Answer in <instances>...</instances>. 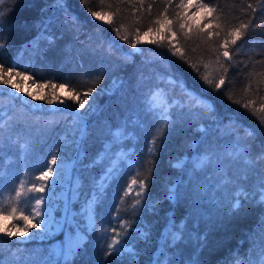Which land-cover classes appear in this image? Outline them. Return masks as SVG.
<instances>
[{
	"label": "trees",
	"instance_id": "1",
	"mask_svg": "<svg viewBox=\"0 0 264 264\" xmlns=\"http://www.w3.org/2000/svg\"><path fill=\"white\" fill-rule=\"evenodd\" d=\"M201 2L215 8L211 15L195 7L197 0H183V7L181 0H65V7L56 6L55 0H0V43L4 44L0 63L5 70L15 64V70L24 73L8 77L23 89L19 94H14L17 88L12 85L0 83V186L6 196H14L20 179L39 184L34 178L46 170L55 153L57 163L74 160L70 176L79 179L80 197L93 200L94 213L92 227L80 225L84 241L71 258L62 259L54 254L59 237L54 230L44 234L30 227L26 234H15L17 227L12 225L23 222L5 212L0 226L7 225L14 235L0 233L3 264H99L102 257L108 264H156L157 258L168 259L169 264H236L237 256L246 264L249 260L260 264L264 160L250 165L235 157L237 139L250 146L253 160L264 153V0L259 4L257 0ZM89 8L111 16L113 22L92 17ZM165 17L170 25L157 23ZM249 17L259 27L249 28L235 46L229 44L230 54L240 51L230 63L221 56L229 68L227 82L214 92L200 76L218 78L214 49L222 53L226 33ZM181 24L187 25L183 31ZM169 26L175 36L167 32ZM116 28L131 42L137 40L139 29L135 51L116 35ZM165 35L173 51L163 40ZM175 48L182 52L173 54ZM181 80L188 90L207 98L214 110L206 112L190 102ZM89 88L94 89L89 107L77 114V103L68 94H83ZM158 89L177 102L168 112L166 138L157 139L150 155L149 143L162 124L164 109L151 102ZM29 91L33 95L27 97L39 107L19 99ZM41 96L64 97L67 110L49 111L53 105ZM245 103L249 109L241 106ZM246 129H252L254 136H248ZM121 151L134 163L121 158L113 165ZM200 158L203 161L198 163ZM175 161L182 163L177 166ZM112 165L110 176L103 177ZM133 178L144 180L145 190L137 196V184L125 196ZM67 180H71L67 173L54 170L48 181L51 188L45 190L46 205L55 209L56 217L61 215L60 193ZM171 185L172 198L168 196ZM241 187L247 198L240 196V207L234 209ZM98 189L102 194L96 202ZM121 220L128 222L122 239L132 249L104 257V231L110 239L112 228L121 230ZM173 223L183 229V240L167 247Z\"/></svg>",
	"mask_w": 264,
	"mask_h": 264
},
{
	"label": "snow or ice",
	"instance_id": "2",
	"mask_svg": "<svg viewBox=\"0 0 264 264\" xmlns=\"http://www.w3.org/2000/svg\"><path fill=\"white\" fill-rule=\"evenodd\" d=\"M82 3H85L86 0H81ZM56 6L58 7H65V0H55ZM257 3H260V0H257ZM181 7L184 6L183 0H181ZM196 8H205L207 9L209 15L215 10V8H210L207 4H204L201 2V0H197V3L195 4ZM248 8L252 9L253 14L255 13V8L252 7L251 4L248 5ZM92 17H95L101 21H105L109 24H111L112 17L111 16H104L101 15L99 11H94L92 9H88ZM119 11V10H117ZM72 21L75 22L76 18L72 17ZM3 19H2V14H0V25H2ZM157 23H163L170 25L171 22L167 20L165 17V20L163 22L157 21ZM186 24H181L180 25V30L183 31V29L186 27ZM227 26V25H225ZM123 27V25H121ZM217 28H220V25H216ZM256 27H259V25H253L252 24V17H249V20L247 23L241 22L239 27H232L229 32L226 33V36L228 38L224 39L223 43V52L221 53L219 48L214 49L216 53V65L217 68L220 70V74L218 78H210L208 75L201 74L200 78L214 91V92H220L223 88V86L227 82V74L229 71V68L225 66V60L221 59V56L223 58H226V60L230 63L232 61L233 55L236 54V52H239L240 49L237 48L236 52H232L230 54L229 50V44L235 46L237 44L238 40H241L245 35L246 31L249 28H252L255 30ZM162 29L157 28L156 31L160 32ZM115 33L117 36L121 38V40H124L126 42L131 43L132 50L135 51L137 47V43H139V29H136V34H137V40L135 42L129 41V35L122 33L121 28H116L114 29ZM152 31L151 28H149V32ZM167 32L171 33L172 36H175L176 33L172 32L171 27L169 26L167 28ZM147 35V33H146ZM209 35H212V33H209ZM217 37H219L220 32L217 31L215 33ZM185 38L187 39V34L185 33ZM163 40H167L169 51H173V46L171 43V39L169 36L165 35L163 37ZM151 43H155L158 46H164L162 41H157L153 40ZM4 48V44L0 43V50ZM182 50L179 48H175L173 54L176 53H181ZM194 69L196 68V65H191ZM207 67V66H205ZM16 65L12 64L10 67H8L5 70V66L3 63H0V83L4 85H12V87L17 88L18 91L23 92V89L19 87L18 84H13L11 79L8 78L11 74H15L17 77H20L24 75V73H21L19 71H16ZM28 79H33V77L28 76ZM172 83H175V81H170ZM48 83V82H45ZM180 85L182 87V90L185 93V96L189 99L190 102H192L197 108L204 109L206 112H212L214 110L213 104L205 97L197 94L194 91H190L187 89V87L184 85L183 81H180ZM66 85L61 84L60 87L64 88ZM93 88H89L86 92L83 94L76 92L73 94V92H69L68 94V99L72 100L73 103H78L79 108H84L85 107V102L89 99V97L92 95ZM32 92H28L26 96H32ZM81 95H83V98L81 99ZM225 95L229 97V99H232V94L230 92H226ZM21 101H25V97H19ZM41 100H46L48 104L53 105L49 111L55 112V111H63L67 110V107L65 105L64 100L60 99L58 96H52L51 98H48L46 96H41L39 97ZM54 101L58 103H54ZM155 103V101H154ZM233 103L240 104V101L238 100H233ZM64 105V107H61ZM31 107H37L30 105ZM245 109H249V104L245 103L241 105ZM161 121L162 124L159 128L154 130V135L152 137L151 142L149 143L148 147V152L150 155L154 154L155 152V146H156V141L157 139H164L166 138V131H167V125L170 121V117L167 116V114L161 112ZM262 122H264V118H262ZM248 136H254V131L252 129H246ZM22 148H26V145H22ZM236 157L235 158H242L246 164L254 165L255 163H258L261 160H264V153H261L260 156H258L255 160L252 159L251 154H250V146L246 144H241L239 142V139H237V144H236ZM58 157L57 154H52L51 155V160L48 161L45 165L46 170L40 171L39 175L35 177L34 179L36 181H39L40 183H30L26 179H20L19 185L15 189V195L12 196L11 194L5 195L3 192V187L0 186V215H3L5 212H7V215L12 217L13 220L15 221H21L22 226L14 223L12 227H17V233L15 234H26L29 230L30 227H42L44 225H49V220L48 216L50 215L47 211V209H44V221L43 225L40 223L33 224L32 221L38 217H41V212H42V205H45L48 203V199L46 198L45 190L46 188H51V185L48 183L49 178L53 176L54 170L57 174L60 172V165L57 163ZM53 166H56L55 169ZM0 175H3L2 172H0ZM140 188V192L137 193V196H139L143 191L145 190V181L144 180H139L137 181L136 179H132L131 182L127 185V191L125 192V196L128 195L129 192L133 190V186L137 185ZM26 185H28L26 187ZM261 191H260V197H261V202L264 203V179L261 180ZM41 194V195H35V194ZM102 194L100 190L98 189L97 192L94 193L95 196H97V201L98 202V197L99 195ZM237 199L235 202L232 204V207L239 208L240 207V196H244L247 198V193L244 191V189L241 187L237 192H236ZM34 200V203H31V201ZM139 199L135 201V204H139ZM91 203V202H90ZM27 213V214H26ZM117 219H119V209H117ZM7 218V217H5ZM127 221H120V228L121 230L118 231L117 228H112L111 232L112 235L109 238H107V230L104 231V237L106 238V244L104 246L105 251H104V257H109V256H114V255H119L123 252H130L131 249H128L125 247L127 244V240L122 239L123 236L126 235V231L124 230V226L127 225ZM182 228L177 227L175 223H173V229L169 230V236L171 238V243L169 244L166 241L167 247H175L177 244L181 243L183 240L182 236ZM0 233H5L8 237H11L14 235V233L9 229L7 225L0 226ZM2 239V238H0ZM262 259L260 261V264H264V249H262L261 252ZM0 264H3L2 261H0ZM99 264H108V261L104 259L103 257L100 259ZM156 264H169V260L165 259L164 261H161L159 258L156 260ZM236 264H246V262L242 259H240L237 256L236 259ZM247 264H252V262L249 260Z\"/></svg>",
	"mask_w": 264,
	"mask_h": 264
},
{
	"label": "rangeland",
	"instance_id": "3",
	"mask_svg": "<svg viewBox=\"0 0 264 264\" xmlns=\"http://www.w3.org/2000/svg\"><path fill=\"white\" fill-rule=\"evenodd\" d=\"M170 80H173L170 78ZM14 94H19V91L16 89L14 91ZM63 93V92H62ZM23 97L26 98L25 101L31 103L33 106L39 107V104L35 102L34 98L30 99L26 96V93L22 94ZM64 97L60 98L65 101ZM83 98V96H82ZM81 98V99H82ZM155 101V103H154ZM151 102L153 106H164L163 113L167 114L169 116L168 112L170 108L177 102V99L170 100L169 95L167 92H165L162 89H158L153 92L151 95ZM85 106L88 108L89 103L86 101ZM81 108H79L78 103L75 105V111L77 114H80ZM81 115V114H80ZM123 158V160L128 163H134L130 156L123 151L119 153L118 158L115 160L113 165H117L118 161ZM203 161V158H200L198 160V163ZM182 161H175L174 164L179 166L181 165ZM60 165V171L63 173H67V178H71V180H67L62 188L61 200H62V206H61V215L60 217L55 216V209L52 207L45 205H42V212L41 217H38L32 221V223H40L43 225L44 221V209H47L48 213L50 214L48 216L49 225H44L42 227H39L38 229L40 232L44 234H49V232H54L59 235L57 241L54 245V254L55 256H59L62 259H68L71 258L75 249L77 246H79L85 239V234L81 230L80 225H85L88 227H92L94 224V213H93V200L88 198L84 199L80 197L78 192V186H79V179L75 177H71L74 160L73 159H66L62 162L58 163ZM112 166L108 168V172H106L103 177L110 176L109 172L112 169ZM103 178H101L100 181H102ZM173 190L174 185L170 186V192L168 193L169 197H173ZM91 202V203H90ZM57 218V219H56ZM125 240V239H124ZM126 248L132 249V245L127 242L125 245Z\"/></svg>",
	"mask_w": 264,
	"mask_h": 264
}]
</instances>
